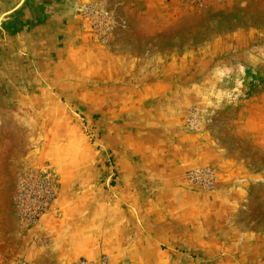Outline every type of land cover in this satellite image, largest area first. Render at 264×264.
Masks as SVG:
<instances>
[{
    "label": "rangeland",
    "instance_id": "374dc122",
    "mask_svg": "<svg viewBox=\"0 0 264 264\" xmlns=\"http://www.w3.org/2000/svg\"><path fill=\"white\" fill-rule=\"evenodd\" d=\"M56 1H74L76 15L88 20L90 31L103 39V48L97 56L74 54L58 65L51 74L56 87L35 94L38 104L30 103V90L23 92L22 104H0V116H17L8 122L12 131L0 136L2 254L26 264L77 261L63 256L55 243L27 251L14 238L16 231L35 226L28 224L29 218L47 196L49 173L56 200L62 191L61 176L46 159L52 141L58 152L63 150L61 138L47 136L57 127L53 116H72L81 122L85 139L99 154L97 166L107 189L119 182L120 155L104 146L107 133L98 121L101 116H160L162 121V116H179L159 135L139 131L116 142L135 149L150 172L162 171L160 183H152L148 175L138 178L145 199L152 202L160 193L170 203L190 200L177 219L183 239L162 244L166 255L162 264H264V137L259 119L253 120L264 116V0ZM8 16L2 20H10ZM15 38H10V47L0 48V61L18 60L11 51ZM139 85L149 88L141 91ZM137 97L145 102L133 99ZM152 121L162 128L158 119ZM75 127L72 121V132ZM202 170L214 173L211 185L188 180L191 172ZM214 195L241 200L246 212L243 222L254 231L246 248L222 255L223 250L192 248L187 242L191 205L206 211V201ZM220 206L231 209L226 202ZM60 215L61 211L57 220L64 217ZM204 221L199 240L212 226L208 224L212 218Z\"/></svg>",
    "mask_w": 264,
    "mask_h": 264
},
{
    "label": "crops",
    "instance_id": "0c3cea01",
    "mask_svg": "<svg viewBox=\"0 0 264 264\" xmlns=\"http://www.w3.org/2000/svg\"><path fill=\"white\" fill-rule=\"evenodd\" d=\"M22 1L19 5L15 4L16 0H0V19L10 14V20H0V36L5 40L0 48L10 47V38L16 37L14 50L11 51L14 52L13 57L18 58L14 62L9 60L12 64L6 63V59L0 61V104L24 103L25 90H30L33 95L30 103L38 104L34 100L35 94L56 87L51 83L54 81L51 74L55 73L58 65L69 62L65 59L74 54L87 56L94 52L97 56V51L103 48V39L99 40L90 31L88 20L76 15L74 1L70 4H59L56 0H25L23 4ZM68 4L69 8L65 6ZM129 83L134 87V81ZM146 88L149 85L141 86L140 90L145 91ZM51 94L53 95L52 92ZM133 99L145 102L143 97ZM50 100L48 98L47 102ZM150 117L152 120L158 119L162 128L151 124L153 121ZM162 117L163 121L160 116H101L98 121L107 133L104 146L120 155L119 182L115 187L107 189L102 182V168L97 166L99 154L85 139L81 122L72 120V116H53L51 120L58 122L57 127L47 136L61 138L58 142L63 144V150L58 152L57 143L52 141V153L47 151L46 159L59 172L62 191L52 209L42 216L37 225L14 233V238L21 243L22 248L40 251L55 243L62 247L63 256L77 261L85 259L99 264L107 258L109 264L165 263L166 255L162 244L183 239L180 231L182 224L177 219L182 216V208L190 200L178 199V203H170L160 193H157L152 202L145 199L140 191L138 178L148 175L152 183H160L162 171L150 172L145 162L135 156V149L116 143L117 138L136 136L139 131H142L140 135L147 130L159 135L171 120H176L179 116ZM253 117L254 121L259 119L258 124L264 130V116ZM16 119L17 116H0V136L12 131L8 122ZM30 119L37 117L31 116ZM72 121L77 126L73 132L70 128ZM259 126L256 128H260ZM240 201L231 196L225 198L214 195L207 199L206 211L200 212V206H197L198 210L191 205L190 237L186 238L190 246L223 250L222 255L231 254V250L246 248L248 236L249 239L252 238L254 231L248 230L243 222L246 212ZM221 202L228 203L231 209L223 210ZM177 205L181 209H175ZM193 209H196V214ZM60 211V216L64 217L57 220L56 215ZM205 218H212L208 222L212 226L208 227L206 236L199 240L198 230L206 222ZM2 251L0 250V264L27 263L23 259H9Z\"/></svg>",
    "mask_w": 264,
    "mask_h": 264
},
{
    "label": "built area",
    "instance_id": "2783aa9c",
    "mask_svg": "<svg viewBox=\"0 0 264 264\" xmlns=\"http://www.w3.org/2000/svg\"><path fill=\"white\" fill-rule=\"evenodd\" d=\"M189 120L192 122L194 120L193 116H189ZM196 119V118H195ZM51 173H49L46 177H45V182L46 185H48L47 188V196L44 198V200H42V204L40 206V208L38 210H36V212L34 213V215H32L29 219V225L34 226L37 225L38 222L40 221V219L42 218V216H44L45 214H47L52 207V204H54L55 200H56V193L53 192L52 188V184H53V178L50 175ZM215 175L213 172L209 171V170H202V171H194L191 172L188 176V180L192 183H204L208 185H211V183L213 181H215ZM31 177H27L23 180L22 184H26L28 182V180ZM52 187V188H51ZM75 264H96V263H91L85 259H82L80 261H78ZM99 264H109V260L106 258L104 259L101 263Z\"/></svg>",
    "mask_w": 264,
    "mask_h": 264
},
{
    "label": "water",
    "instance_id": "95a60500",
    "mask_svg": "<svg viewBox=\"0 0 264 264\" xmlns=\"http://www.w3.org/2000/svg\"><path fill=\"white\" fill-rule=\"evenodd\" d=\"M0 20H2V19H0Z\"/></svg>",
    "mask_w": 264,
    "mask_h": 264
}]
</instances>
